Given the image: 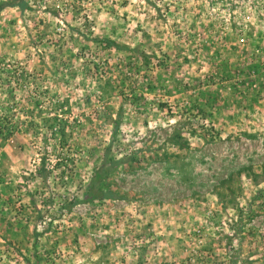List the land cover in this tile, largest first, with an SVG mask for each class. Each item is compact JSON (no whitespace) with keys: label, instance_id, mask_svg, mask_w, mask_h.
Masks as SVG:
<instances>
[{"label":"rangeland","instance_id":"rangeland-1","mask_svg":"<svg viewBox=\"0 0 264 264\" xmlns=\"http://www.w3.org/2000/svg\"><path fill=\"white\" fill-rule=\"evenodd\" d=\"M22 1L0 11V264H264V0ZM114 160L111 195L70 207Z\"/></svg>","mask_w":264,"mask_h":264},{"label":"trees","instance_id":"trees-1","mask_svg":"<svg viewBox=\"0 0 264 264\" xmlns=\"http://www.w3.org/2000/svg\"><path fill=\"white\" fill-rule=\"evenodd\" d=\"M24 2L22 0H10V1H1L0 2V11L7 8V7H17L22 9L24 6ZM106 43L110 45L112 48L116 49L118 46L110 41L106 40ZM118 121H119V116L116 118L113 123H112V128H111V137L114 136L115 132L117 131L118 128ZM118 163V160H114L110 165H105L104 161H102L97 167L94 168L92 175L89 179V184L90 186L86 187V190L81 198V200L78 201H73L69 204V206H73L74 204H86L90 203L92 201L96 200H101L105 197H109L111 193L105 194L101 190H99L97 187L94 186V184L99 183L102 181L113 169H115L116 164Z\"/></svg>","mask_w":264,"mask_h":264}]
</instances>
